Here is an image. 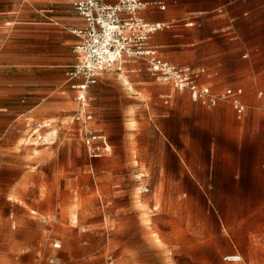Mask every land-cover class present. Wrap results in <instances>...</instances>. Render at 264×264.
<instances>
[{
    "label": "rangeland",
    "instance_id": "374dc122",
    "mask_svg": "<svg viewBox=\"0 0 264 264\" xmlns=\"http://www.w3.org/2000/svg\"><path fill=\"white\" fill-rule=\"evenodd\" d=\"M172 30L153 42L178 62L180 48L156 41ZM169 89L132 59L89 89L90 119L62 83L22 91L24 110L0 128V264H264V177L252 150L217 138L211 151L239 159L210 160V139L183 120L192 138L174 141L189 167L169 168L165 148L160 179L149 168V120L171 104ZM89 135L108 150L94 156ZM173 172L184 191H168ZM189 173L219 185L197 191Z\"/></svg>",
    "mask_w": 264,
    "mask_h": 264
},
{
    "label": "crops",
    "instance_id": "0c3cea01",
    "mask_svg": "<svg viewBox=\"0 0 264 264\" xmlns=\"http://www.w3.org/2000/svg\"><path fill=\"white\" fill-rule=\"evenodd\" d=\"M72 1L0 0V128H7L8 118L24 110L18 99L29 85L42 84L53 90L62 83L72 92L74 100L75 93L66 82V71L78 61L72 49L79 37L72 29L80 27L82 20L74 11ZM161 2L164 10L148 7L140 14L148 22L163 24L166 29L172 27V31L158 33L156 41L181 51L176 58L178 62L163 57L153 42L156 32L150 42L159 55L173 64L191 67L198 74L197 82L214 92L240 90L239 100L246 111L237 114L228 100L204 106L193 101L187 92L176 91L160 81L170 87L166 97L169 96L171 104L168 108L158 107L156 115L149 120V133L155 139L149 147L151 151L147 152L151 156L146 158L149 168L160 179L165 148L169 168L181 172L189 167L185 161L190 154L178 151L174 141L187 145L192 138L190 133L182 131L180 124L185 120L191 123L196 134L210 139V151L206 154L210 160L239 159L230 150L221 154L211 151L219 138L222 144L237 147L238 151L252 150L260 175L264 177V0ZM172 92H177L173 100ZM31 98L38 100V97ZM187 175L189 183L200 192L216 190L214 186L219 185L202 181L192 173ZM180 184L174 172L167 173L168 191H184L178 188Z\"/></svg>",
    "mask_w": 264,
    "mask_h": 264
},
{
    "label": "built area",
    "instance_id": "2783aa9c",
    "mask_svg": "<svg viewBox=\"0 0 264 264\" xmlns=\"http://www.w3.org/2000/svg\"><path fill=\"white\" fill-rule=\"evenodd\" d=\"M72 7L82 20V25L72 32L79 37L72 51L78 61L66 71V82L74 91V100L86 119L92 114L88 107L87 92L99 82L103 73L120 70L123 63L132 59L146 62L150 73L159 81L170 84L176 91L187 92L190 98L204 106H214L220 101H230L237 114L246 111L236 92H214L209 86L197 82L198 74L189 66L173 64L163 59L151 37L167 27L146 21L141 10L148 7L165 9L161 0H73ZM169 96L165 98L167 102ZM96 141L95 135L85 137V145L94 156L108 150L105 140ZM236 256H228L234 261Z\"/></svg>",
    "mask_w": 264,
    "mask_h": 264
}]
</instances>
